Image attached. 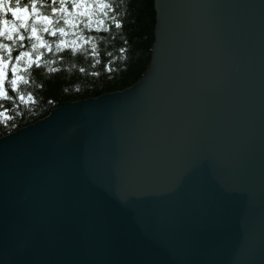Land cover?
<instances>
[{"label": "water", "instance_id": "95a60500", "mask_svg": "<svg viewBox=\"0 0 264 264\" xmlns=\"http://www.w3.org/2000/svg\"><path fill=\"white\" fill-rule=\"evenodd\" d=\"M150 65L0 137V264H264V0H154Z\"/></svg>", "mask_w": 264, "mask_h": 264}, {"label": "trees", "instance_id": "16d2710c", "mask_svg": "<svg viewBox=\"0 0 264 264\" xmlns=\"http://www.w3.org/2000/svg\"><path fill=\"white\" fill-rule=\"evenodd\" d=\"M27 2L22 0V3ZM108 2L113 5L110 15L121 26L117 28L113 20L106 19L109 31H85L84 34L93 36V40L78 47L76 52L58 54L54 38L43 34L52 51L43 52L39 70L25 73L29 83L21 85L19 94H23L28 103L18 99L0 100L3 105L0 112L7 110L0 116V137L44 118L63 103L120 91L140 80L149 66L154 42V0ZM50 8V3L45 0L41 11L49 14ZM73 32L64 39L74 40Z\"/></svg>", "mask_w": 264, "mask_h": 264}, {"label": "snow or ice", "instance_id": "6c2138e0", "mask_svg": "<svg viewBox=\"0 0 264 264\" xmlns=\"http://www.w3.org/2000/svg\"><path fill=\"white\" fill-rule=\"evenodd\" d=\"M48 2L51 5L50 13L45 14L41 11L45 0H28L27 3H22V0H0V100L29 102L23 94H19L21 85L29 83L25 73L39 70L43 52L52 51L49 40L43 34L54 38L56 52L63 54L76 52L78 47L93 40V36L84 34L85 31H109L106 19L113 20L117 28L121 26L110 15L113 5L108 0ZM70 32L76 36L72 41L64 39ZM57 36L61 38L55 39ZM6 111L0 112V116Z\"/></svg>", "mask_w": 264, "mask_h": 264}, {"label": "bare ground", "instance_id": "6f19581e", "mask_svg": "<svg viewBox=\"0 0 264 264\" xmlns=\"http://www.w3.org/2000/svg\"><path fill=\"white\" fill-rule=\"evenodd\" d=\"M154 25H155V21H154ZM153 35H154V30H153ZM151 55H152V50H151ZM151 55H150V61H151ZM149 65H150V62H149ZM148 67H149V66H148ZM147 70H148V68H147ZM147 70H146V71H147ZM146 71H145V72H146ZM145 72H144V74H145ZM144 74H143V75H144ZM143 75H142V76H143ZM131 86H132V85H131ZM131 86H129V87H131ZM129 87H128V88H129ZM125 89H127V88H125ZM125 89L120 90V91H115V92H121V91H124ZM115 92H112V93H115ZM107 94H108V93H107ZM103 95H104V94H103ZM98 97H99V96H98ZM95 98H97V97H95ZM91 99H93V98H91ZM76 102H77V101H76ZM45 117H46V116H45ZM42 119H43V118H42ZM15 131H17V130H15ZM13 132H14V131H13ZM11 133H12V132H11Z\"/></svg>", "mask_w": 264, "mask_h": 264}]
</instances>
